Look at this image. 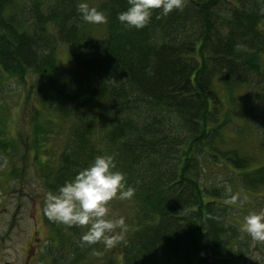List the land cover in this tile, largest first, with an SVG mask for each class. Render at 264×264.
Instances as JSON below:
<instances>
[{
	"label": "trees",
	"instance_id": "trees-1",
	"mask_svg": "<svg viewBox=\"0 0 264 264\" xmlns=\"http://www.w3.org/2000/svg\"><path fill=\"white\" fill-rule=\"evenodd\" d=\"M78 2L0 0V70L29 80L51 114L45 140L35 134L28 144L40 156L46 139L64 132L55 161L45 164V187L54 192L94 156L113 154L135 188L120 264H232L242 256L231 244L239 242L232 205L202 179V159L232 167L244 189L264 186V164L252 167L250 156L225 146L230 119L216 86L233 104L243 101L245 117L256 116L264 130V0H186L167 15L154 8L141 28L117 19L128 0H105L97 42ZM58 41L69 50L65 70ZM48 221L55 230L59 222ZM65 226L79 236L80 226Z\"/></svg>",
	"mask_w": 264,
	"mask_h": 264
},
{
	"label": "rangeland",
	"instance_id": "rangeland-1",
	"mask_svg": "<svg viewBox=\"0 0 264 264\" xmlns=\"http://www.w3.org/2000/svg\"><path fill=\"white\" fill-rule=\"evenodd\" d=\"M104 1L88 0V3L102 9ZM87 27L95 42L102 38L106 29L105 23L87 22ZM56 60L62 70L70 66L68 46L60 41L56 43ZM216 86L230 119L224 128L225 146L237 147L242 154L250 156L252 167L264 164V130L259 119L256 116L245 117L243 101L233 104L219 82H216ZM237 94L238 99H241L242 92L237 91ZM37 101L30 91L29 80L21 83L0 70V236L5 237L0 240V258L10 260L13 264H18L20 258L23 263L24 257L30 252L23 250L25 241L30 239L39 242L46 254L36 264H105L108 260L120 264L121 244L126 234L134 228L135 204L132 198L114 197L109 201L114 215L125 218L123 228L114 229L123 232V239L111 248H106L102 241L92 244L82 241L80 237L88 225L80 226L79 236L69 233L65 224L60 222L56 223V229L53 230L44 214L45 193L48 192L43 176L47 167L45 164L55 161L65 138L64 132L58 129L57 136L46 139L44 146L47 151L43 150L40 156L28 144L34 140L35 134L45 140L41 127H50L46 118L51 114L47 106ZM28 145L31 148L27 149ZM202 162L204 182L209 186H220L222 201L232 205L227 209L231 212L229 218L232 224L238 229L239 242L233 240L231 244L235 247L236 244L241 245L242 254L232 264H264V240L253 239L243 230L244 219L250 212L264 210V186L244 189L237 171L232 167L209 158L202 159ZM234 194L237 196L235 200L232 199ZM244 196L247 199H243ZM17 239L20 240V245H15L19 248L15 251L18 258L13 262L15 256L12 255V244ZM75 244L79 245L77 250L74 249ZM76 258L80 261H75Z\"/></svg>",
	"mask_w": 264,
	"mask_h": 264
},
{
	"label": "clouds",
	"instance_id": "clouds-1",
	"mask_svg": "<svg viewBox=\"0 0 264 264\" xmlns=\"http://www.w3.org/2000/svg\"><path fill=\"white\" fill-rule=\"evenodd\" d=\"M185 3L186 0H128V6L117 13V19L126 27L141 28L149 22L154 8L167 15L173 9L181 10ZM77 11L89 23L107 21L106 12L90 5L88 0H79ZM125 176L116 168L113 154H98L56 191L45 193L43 212L50 220L67 226L88 225L81 240L88 244L102 241L106 248H111L123 239V232L114 229L123 228L125 218L114 215L109 201L114 197L131 198L135 192L133 186H126ZM236 198L234 194L232 199ZM243 230L253 239L264 240V210L250 212L244 219Z\"/></svg>",
	"mask_w": 264,
	"mask_h": 264
},
{
	"label": "flooded vegetation",
	"instance_id": "flooded-vegetation-1",
	"mask_svg": "<svg viewBox=\"0 0 264 264\" xmlns=\"http://www.w3.org/2000/svg\"><path fill=\"white\" fill-rule=\"evenodd\" d=\"M5 237L4 236H0V240H3ZM39 242H35V240H30L28 239L27 241H25V245H24V249L23 250H30V252H28V254L24 257L23 263L22 260L19 258V263L18 264H36L38 261L43 260V258L45 257V253H43V247L39 246ZM15 245H20V240L17 239L15 242H13L12 244V255H14L15 257L13 258V262L18 258L17 253L15 252L16 250H18L19 248H16ZM46 249V246H45ZM1 264H13L10 260H6V259H1Z\"/></svg>",
	"mask_w": 264,
	"mask_h": 264
}]
</instances>
